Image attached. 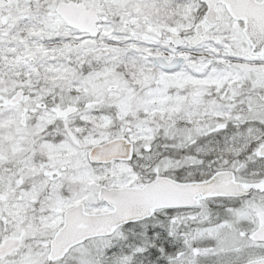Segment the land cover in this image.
<instances>
[{"label": "snow or ice", "instance_id": "6c2138e0", "mask_svg": "<svg viewBox=\"0 0 264 264\" xmlns=\"http://www.w3.org/2000/svg\"><path fill=\"white\" fill-rule=\"evenodd\" d=\"M0 264H264V0H0Z\"/></svg>", "mask_w": 264, "mask_h": 264}]
</instances>
